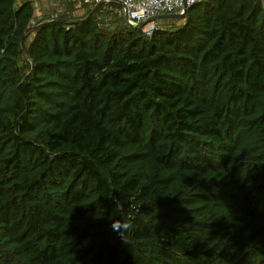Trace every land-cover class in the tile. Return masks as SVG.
<instances>
[{
  "label": "trees",
  "instance_id": "trees-1",
  "mask_svg": "<svg viewBox=\"0 0 264 264\" xmlns=\"http://www.w3.org/2000/svg\"><path fill=\"white\" fill-rule=\"evenodd\" d=\"M158 26L0 0V264H264V0Z\"/></svg>",
  "mask_w": 264,
  "mask_h": 264
},
{
  "label": "built area",
  "instance_id": "built-area-1",
  "mask_svg": "<svg viewBox=\"0 0 264 264\" xmlns=\"http://www.w3.org/2000/svg\"><path fill=\"white\" fill-rule=\"evenodd\" d=\"M200 0H115L123 10L127 11V17L131 23H139L149 18L179 12L183 7L190 8L199 3ZM100 4L105 0H95ZM158 28L157 21H151L141 27V31L150 37Z\"/></svg>",
  "mask_w": 264,
  "mask_h": 264
},
{
  "label": "clouds",
  "instance_id": "clouds-1",
  "mask_svg": "<svg viewBox=\"0 0 264 264\" xmlns=\"http://www.w3.org/2000/svg\"><path fill=\"white\" fill-rule=\"evenodd\" d=\"M191 8V7H190ZM190 8H185L186 10L190 9ZM183 9V8H182ZM181 11L179 12H171V13H167V14H174V13H180ZM145 22V21H144ZM151 22V21H149ZM159 23V21H157ZM140 23V22H139ZM148 23V22H147ZM146 24V23H145ZM141 28V27H140ZM159 28V26H158ZM157 28V30H158ZM153 34V33H152ZM234 219V217L230 218L229 220L228 219H220V218H217V219H214V221L216 222V227H222L223 225L231 222L232 220ZM131 227L130 224L128 223H125V222H120V221H114L113 222V230L115 231H118V234L123 238V234L124 232H126L129 228ZM256 243H258V241L256 240H253L252 244L251 245H255ZM241 248L245 249L246 246L245 245H242ZM259 256L261 259H264V249H259Z\"/></svg>",
  "mask_w": 264,
  "mask_h": 264
},
{
  "label": "water",
  "instance_id": "water-1",
  "mask_svg": "<svg viewBox=\"0 0 264 264\" xmlns=\"http://www.w3.org/2000/svg\"><path fill=\"white\" fill-rule=\"evenodd\" d=\"M186 13H187V10L185 9V7H183V9L181 10L180 13L162 14V15H159V16H155V17L149 18L145 22L131 23L129 21L128 17H127V11L124 9V19H125V22H126L127 26H129L130 28H133V29H138V28L142 27L145 23H147L149 21H161V20H168V19L182 20L185 17Z\"/></svg>",
  "mask_w": 264,
  "mask_h": 264
},
{
  "label": "rangeland",
  "instance_id": "rangeland-1",
  "mask_svg": "<svg viewBox=\"0 0 264 264\" xmlns=\"http://www.w3.org/2000/svg\"><path fill=\"white\" fill-rule=\"evenodd\" d=\"M49 4L51 5L52 3H51V2H49ZM42 5H43V6H42V8H41V9H43V8H44V9H48V8H47V7H48V4L46 5V3H42Z\"/></svg>",
  "mask_w": 264,
  "mask_h": 264
}]
</instances>
